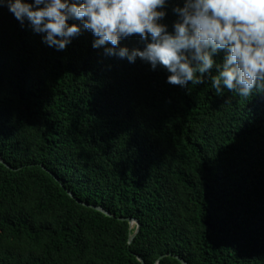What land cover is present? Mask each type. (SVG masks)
Masks as SVG:
<instances>
[{"label": "trees", "instance_id": "obj_1", "mask_svg": "<svg viewBox=\"0 0 264 264\" xmlns=\"http://www.w3.org/2000/svg\"><path fill=\"white\" fill-rule=\"evenodd\" d=\"M92 40L57 51L0 5V264H264V93L181 88Z\"/></svg>", "mask_w": 264, "mask_h": 264}, {"label": "clouds", "instance_id": "obj_2", "mask_svg": "<svg viewBox=\"0 0 264 264\" xmlns=\"http://www.w3.org/2000/svg\"><path fill=\"white\" fill-rule=\"evenodd\" d=\"M0 5L57 51L89 31L93 49L129 63L139 58L152 70L160 66L168 73L166 83L186 88L210 81L215 95L227 90L244 99L264 93V0H0ZM169 11L175 17L171 31L165 22ZM133 35L144 41L142 49L119 44Z\"/></svg>", "mask_w": 264, "mask_h": 264}, {"label": "water", "instance_id": "obj_3", "mask_svg": "<svg viewBox=\"0 0 264 264\" xmlns=\"http://www.w3.org/2000/svg\"><path fill=\"white\" fill-rule=\"evenodd\" d=\"M0 162L3 163L4 165L8 166V164L5 163V162L2 160L1 157H0ZM68 195H69L70 197L73 198L72 194H70L69 192H68ZM75 200H76L78 203H80V204H82V205H85V206H87V207H89V208H91V209H94V210H96V211H99V212H101L102 214H104V215H106V216H109V217L112 216L109 212H107L106 210H104L103 208H101V207H99V206L86 205V204H83L82 202L78 201L77 199H75ZM122 220H123V221H126V222L128 223L129 229L134 228V232L131 234V236H130L129 239H128V244H130V243L132 242V240L134 239V237L136 236L137 232L139 231V224H138V222H137L136 220L131 219V218H126V219H122ZM136 258H137V260H138L141 264H144L143 261L141 260V258H139V257H136ZM161 258H162V257H161ZM161 258H160V259H161ZM176 258H177L182 264H187L182 258H180V257H178V256H176ZM160 259H159V260H160ZM159 260L157 261V264H158Z\"/></svg>", "mask_w": 264, "mask_h": 264}]
</instances>
